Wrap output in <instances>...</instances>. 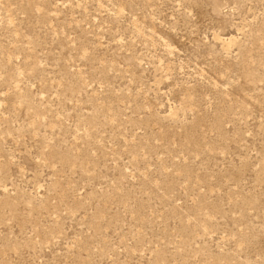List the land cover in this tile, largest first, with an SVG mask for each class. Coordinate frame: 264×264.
Wrapping results in <instances>:
<instances>
[{"label": "rangeland", "instance_id": "rangeland-1", "mask_svg": "<svg viewBox=\"0 0 264 264\" xmlns=\"http://www.w3.org/2000/svg\"><path fill=\"white\" fill-rule=\"evenodd\" d=\"M0 264H264V0H0Z\"/></svg>", "mask_w": 264, "mask_h": 264}]
</instances>
